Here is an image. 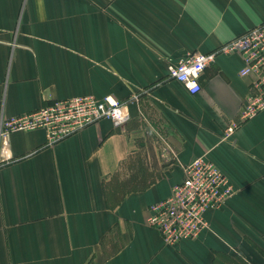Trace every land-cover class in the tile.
<instances>
[{
  "label": "crops",
  "instance_id": "crops-1",
  "mask_svg": "<svg viewBox=\"0 0 264 264\" xmlns=\"http://www.w3.org/2000/svg\"><path fill=\"white\" fill-rule=\"evenodd\" d=\"M262 23L264 0H0V122L89 96L129 113L53 143L43 129L9 135L0 264H264V109L243 116L251 76L238 54H218L196 95L168 77ZM198 157L234 194L196 239L166 245L149 206Z\"/></svg>",
  "mask_w": 264,
  "mask_h": 264
},
{
  "label": "built area",
  "instance_id": "built-area-1",
  "mask_svg": "<svg viewBox=\"0 0 264 264\" xmlns=\"http://www.w3.org/2000/svg\"><path fill=\"white\" fill-rule=\"evenodd\" d=\"M218 54H238L242 60L239 75L252 78L244 118L264 109V23L232 38L212 53H194L185 60L168 65V77L180 83L191 95L201 92L200 77ZM108 119L114 126L129 120L127 103L112 96L101 99L76 97L50 103L34 112L12 116L0 122V168L11 160L8 137L13 132L43 129L47 141L62 140L99 120ZM237 124L225 129L230 136ZM234 194L228 178L204 157L183 166V180L173 186L170 195L148 209L147 226L156 230L166 245L196 239L208 229L204 215L218 209Z\"/></svg>",
  "mask_w": 264,
  "mask_h": 264
},
{
  "label": "rangeland",
  "instance_id": "rangeland-1",
  "mask_svg": "<svg viewBox=\"0 0 264 264\" xmlns=\"http://www.w3.org/2000/svg\"><path fill=\"white\" fill-rule=\"evenodd\" d=\"M225 261H227V259H224ZM223 261V259H221V261L220 262H222Z\"/></svg>",
  "mask_w": 264,
  "mask_h": 264
}]
</instances>
